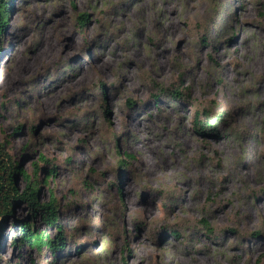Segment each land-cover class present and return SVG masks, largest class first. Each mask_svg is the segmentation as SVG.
<instances>
[{
	"label": "rangeland",
	"instance_id": "374dc122",
	"mask_svg": "<svg viewBox=\"0 0 264 264\" xmlns=\"http://www.w3.org/2000/svg\"><path fill=\"white\" fill-rule=\"evenodd\" d=\"M7 16L0 141L61 231L14 203L0 264H264V0H12ZM20 221L57 250L15 243Z\"/></svg>",
	"mask_w": 264,
	"mask_h": 264
},
{
	"label": "trees",
	"instance_id": "16d2710c",
	"mask_svg": "<svg viewBox=\"0 0 264 264\" xmlns=\"http://www.w3.org/2000/svg\"><path fill=\"white\" fill-rule=\"evenodd\" d=\"M12 0H0V39L8 23L7 13L11 10ZM81 23H85L86 14L80 13ZM1 48V46H0ZM176 99V101L181 100V93L178 90L174 91V94L170 95ZM159 95L154 98L157 101ZM133 104V101H129ZM191 105V104H189ZM201 117L197 118L196 125L202 129L208 131H216L219 126L217 121H206V123H201ZM123 160L119 162V166L123 164ZM19 166L17 163L13 162L10 154L6 149L5 142L0 141V228L1 223L8 215L13 213V204L18 201H25L29 205V210L32 214L40 213L44 221L51 225H56L58 232L61 231V226L58 223L59 212L57 209L56 199L51 197L47 202H41L38 199V186L36 179H30L26 174L24 178L26 179V186L23 189L18 188L17 185V173ZM31 226L30 222L20 221L18 224V229L21 232L20 237L14 238V242H21V244H28L35 247H42L43 245H49L52 251L57 250L55 240L49 239L47 236L44 237L42 234L37 233L35 230L29 228ZM209 233H211L209 231ZM258 236V232L254 233ZM172 235L177 236L178 232L173 231ZM1 237V236H0ZM64 239L63 236H59L57 240L61 242ZM0 252H1V239H0ZM1 258V257H0Z\"/></svg>",
	"mask_w": 264,
	"mask_h": 264
},
{
	"label": "bare ground",
	"instance_id": "6f19581e",
	"mask_svg": "<svg viewBox=\"0 0 264 264\" xmlns=\"http://www.w3.org/2000/svg\"><path fill=\"white\" fill-rule=\"evenodd\" d=\"M152 1V0H151ZM156 10H155V13H151V12H147V11H144V15L146 16V19H149V18H153V19H157L159 17V14L161 12V10L163 9V7L159 4H155L154 5ZM143 15V14H142ZM107 23L110 25V26H114V24H117V20L113 19L112 16L109 18V20L107 21ZM145 21H140V19H138V25L139 27H145L144 25ZM168 23V22H167ZM262 63V60L259 61V64ZM158 149V148H157Z\"/></svg>",
	"mask_w": 264,
	"mask_h": 264
}]
</instances>
